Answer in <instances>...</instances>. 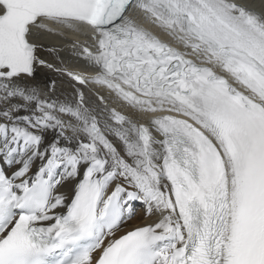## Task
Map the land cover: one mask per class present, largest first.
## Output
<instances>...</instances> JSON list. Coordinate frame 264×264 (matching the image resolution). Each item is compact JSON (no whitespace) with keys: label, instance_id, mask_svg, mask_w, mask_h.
Here are the masks:
<instances>
[{"label":"snow or ice","instance_id":"6c2138e0","mask_svg":"<svg viewBox=\"0 0 264 264\" xmlns=\"http://www.w3.org/2000/svg\"><path fill=\"white\" fill-rule=\"evenodd\" d=\"M0 264H264V0H0Z\"/></svg>","mask_w":264,"mask_h":264},{"label":"bare ground","instance_id":"6f19581e","mask_svg":"<svg viewBox=\"0 0 264 264\" xmlns=\"http://www.w3.org/2000/svg\"><path fill=\"white\" fill-rule=\"evenodd\" d=\"M253 2L258 6L259 5V2L260 0H253ZM137 212H139V210L137 209Z\"/></svg>","mask_w":264,"mask_h":264},{"label":"rangeland","instance_id":"374dc122","mask_svg":"<svg viewBox=\"0 0 264 264\" xmlns=\"http://www.w3.org/2000/svg\"><path fill=\"white\" fill-rule=\"evenodd\" d=\"M139 210V209H138Z\"/></svg>","mask_w":264,"mask_h":264}]
</instances>
